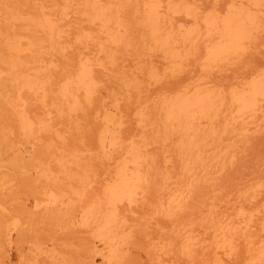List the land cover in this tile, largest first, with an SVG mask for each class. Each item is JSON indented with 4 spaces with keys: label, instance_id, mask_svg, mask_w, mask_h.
Here are the masks:
<instances>
[{
    "label": "rangeland",
    "instance_id": "1",
    "mask_svg": "<svg viewBox=\"0 0 264 264\" xmlns=\"http://www.w3.org/2000/svg\"><path fill=\"white\" fill-rule=\"evenodd\" d=\"M0 264H264V0H0Z\"/></svg>",
    "mask_w": 264,
    "mask_h": 264
},
{
    "label": "bare ground",
    "instance_id": "2",
    "mask_svg": "<svg viewBox=\"0 0 264 264\" xmlns=\"http://www.w3.org/2000/svg\"><path fill=\"white\" fill-rule=\"evenodd\" d=\"M131 10H132V9H131ZM61 43H62V42H61ZM146 180H147V179H146ZM142 183H143V182H142ZM149 190H150V189H149ZM246 225H248V224L245 223V226H244V227H246ZM248 227H250V224L247 226V228H248ZM239 230H240V229H239ZM246 231H249V230H247V229L245 228V232H246ZM208 235H209V234H208ZM219 235H220V234H219ZM229 235H230V234H229ZM243 235H244V234H243ZM246 236H247V234H246ZM258 239H259V238H258ZM219 241H220V240H219ZM255 242H256V241H255ZM257 245H258V243H257ZM261 247H262V246H261ZM249 251H251V250H249ZM251 255H252V254H251Z\"/></svg>",
    "mask_w": 264,
    "mask_h": 264
}]
</instances>
